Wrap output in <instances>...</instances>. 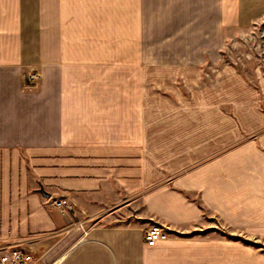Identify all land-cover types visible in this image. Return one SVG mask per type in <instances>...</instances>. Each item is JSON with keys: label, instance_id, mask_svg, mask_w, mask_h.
<instances>
[{"label": "crops", "instance_id": "obj_1", "mask_svg": "<svg viewBox=\"0 0 264 264\" xmlns=\"http://www.w3.org/2000/svg\"><path fill=\"white\" fill-rule=\"evenodd\" d=\"M261 17L264 0H0V245L264 264V67L220 63Z\"/></svg>", "mask_w": 264, "mask_h": 264}, {"label": "built area", "instance_id": "obj_2", "mask_svg": "<svg viewBox=\"0 0 264 264\" xmlns=\"http://www.w3.org/2000/svg\"><path fill=\"white\" fill-rule=\"evenodd\" d=\"M255 29V28H251ZM226 43V42H225ZM231 44L233 45L230 48ZM220 63L231 66L236 70H241L247 65L253 64L256 67H264V42L256 36L241 35L223 44L221 49ZM39 76L35 71L27 72L23 76L25 89L31 90L36 87ZM55 209L60 211H76L72 203L60 198L52 203ZM77 223L72 227L77 228ZM81 224L78 227L81 228ZM67 228L64 233L68 232ZM83 237L87 235L88 228H81ZM166 235L160 226L152 225L144 231L143 240L148 247H154L158 242L164 240ZM43 255L36 250H31L26 245L1 246L0 245V264H42ZM55 264V263H52Z\"/></svg>", "mask_w": 264, "mask_h": 264}, {"label": "rangeland", "instance_id": "obj_3", "mask_svg": "<svg viewBox=\"0 0 264 264\" xmlns=\"http://www.w3.org/2000/svg\"><path fill=\"white\" fill-rule=\"evenodd\" d=\"M247 28H249V29L246 32L238 34L236 37L241 36V35H246L247 37L256 36V37L260 38L262 40V42H264V17L252 20V22L249 24V26ZM251 28H255V29H251ZM230 40H232V38ZM230 40H228V41H230ZM227 43L228 42H226V43L224 42V45L227 44ZM232 47H233V45L231 44L230 48H232ZM221 49H220V51H221ZM225 66H228V65H225ZM253 69H254L253 64H250V65H247L246 67H243L242 68V72H243V74L246 75V77H248L250 79L251 73H253ZM261 106H262V109L264 110V100H261ZM210 221L211 220L207 218L205 220V224H208ZM204 232H209V231L208 230L207 231L203 230V231H199V232L196 231V232H193V233H204ZM230 236L233 237L234 235H230ZM234 237H236V236H234Z\"/></svg>", "mask_w": 264, "mask_h": 264}, {"label": "trees", "instance_id": "obj_4", "mask_svg": "<svg viewBox=\"0 0 264 264\" xmlns=\"http://www.w3.org/2000/svg\"><path fill=\"white\" fill-rule=\"evenodd\" d=\"M257 249H261L260 247H258ZM262 252H264V249L261 250Z\"/></svg>", "mask_w": 264, "mask_h": 264}, {"label": "water", "instance_id": "obj_5", "mask_svg": "<svg viewBox=\"0 0 264 264\" xmlns=\"http://www.w3.org/2000/svg\"><path fill=\"white\" fill-rule=\"evenodd\" d=\"M40 193H41V194H44L42 190H41V192H40Z\"/></svg>", "mask_w": 264, "mask_h": 264}, {"label": "bare ground", "instance_id": "obj_6", "mask_svg": "<svg viewBox=\"0 0 264 264\" xmlns=\"http://www.w3.org/2000/svg\"><path fill=\"white\" fill-rule=\"evenodd\" d=\"M94 217V216H93Z\"/></svg>", "mask_w": 264, "mask_h": 264}]
</instances>
